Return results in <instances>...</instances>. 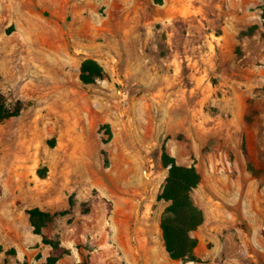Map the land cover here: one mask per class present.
Instances as JSON below:
<instances>
[{
  "label": "rangeland",
  "instance_id": "1",
  "mask_svg": "<svg viewBox=\"0 0 264 264\" xmlns=\"http://www.w3.org/2000/svg\"><path fill=\"white\" fill-rule=\"evenodd\" d=\"M0 94V264H264V0H0ZM163 151L201 176L194 262L162 241Z\"/></svg>",
  "mask_w": 264,
  "mask_h": 264
},
{
  "label": "trees",
  "instance_id": "2",
  "mask_svg": "<svg viewBox=\"0 0 264 264\" xmlns=\"http://www.w3.org/2000/svg\"><path fill=\"white\" fill-rule=\"evenodd\" d=\"M102 77L103 70L96 62L86 60L82 63L80 80L83 83L89 84ZM17 113L18 110L11 112L6 107L5 99L0 94V120L15 116ZM102 154L106 161L104 150ZM161 160L167 170L164 186L158 195V200L167 203L160 220L165 251L172 260L197 261L195 249L198 240L192 236V232L203 224L205 216L194 203L192 192L199 185L201 176L194 166L179 164L165 151L162 153ZM28 213L36 234H41L42 227L54 218V215L43 212L39 208H33ZM47 243L52 247V252L46 264H55L62 255L67 253V250L58 244Z\"/></svg>",
  "mask_w": 264,
  "mask_h": 264
},
{
  "label": "crops",
  "instance_id": "3",
  "mask_svg": "<svg viewBox=\"0 0 264 264\" xmlns=\"http://www.w3.org/2000/svg\"><path fill=\"white\" fill-rule=\"evenodd\" d=\"M112 220L114 217H110ZM116 220V219H115ZM161 220V218H160ZM110 224V223H109ZM112 227L114 226L115 222L112 223ZM159 228H160V221H159ZM129 225V222L125 221L123 224L120 226V224H117L116 229H113L112 234L110 235V239L113 242V245H116V247L121 248L122 250H126V246L130 243L129 241V235H126L125 232H127L126 226ZM160 230V229H159ZM122 233H121V232ZM161 231V230H160ZM162 237V236H161ZM163 241V239H162ZM164 244V243H163ZM116 262V261H115ZM116 264H118L116 262Z\"/></svg>",
  "mask_w": 264,
  "mask_h": 264
}]
</instances>
